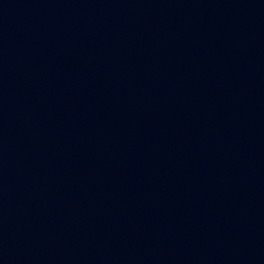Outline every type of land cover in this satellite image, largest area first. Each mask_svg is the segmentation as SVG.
Wrapping results in <instances>:
<instances>
[{
	"label": "water",
	"instance_id": "95a60500",
	"mask_svg": "<svg viewBox=\"0 0 264 264\" xmlns=\"http://www.w3.org/2000/svg\"><path fill=\"white\" fill-rule=\"evenodd\" d=\"M0 264H264V0H0Z\"/></svg>",
	"mask_w": 264,
	"mask_h": 264
}]
</instances>
